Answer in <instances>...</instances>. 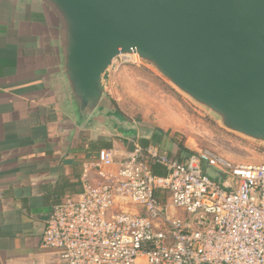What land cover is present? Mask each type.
Returning <instances> with one entry per match:
<instances>
[{"label": "water", "instance_id": "1", "mask_svg": "<svg viewBox=\"0 0 264 264\" xmlns=\"http://www.w3.org/2000/svg\"><path fill=\"white\" fill-rule=\"evenodd\" d=\"M47 31L74 127L130 137L108 92L138 56L222 126L264 143V0H18Z\"/></svg>", "mask_w": 264, "mask_h": 264}, {"label": "built area", "instance_id": "2", "mask_svg": "<svg viewBox=\"0 0 264 264\" xmlns=\"http://www.w3.org/2000/svg\"><path fill=\"white\" fill-rule=\"evenodd\" d=\"M81 182L78 199L53 207L42 238L67 264H264V163L209 149L180 162L135 141L123 155L90 157Z\"/></svg>", "mask_w": 264, "mask_h": 264}, {"label": "crops", "instance_id": "3", "mask_svg": "<svg viewBox=\"0 0 264 264\" xmlns=\"http://www.w3.org/2000/svg\"><path fill=\"white\" fill-rule=\"evenodd\" d=\"M130 137L74 127L42 21L0 0V264H67L42 245L51 211L83 193L88 142L112 141L123 155Z\"/></svg>", "mask_w": 264, "mask_h": 264}, {"label": "rangeland", "instance_id": "4", "mask_svg": "<svg viewBox=\"0 0 264 264\" xmlns=\"http://www.w3.org/2000/svg\"><path fill=\"white\" fill-rule=\"evenodd\" d=\"M108 92L136 128L138 137H151L154 130L162 131L159 146L167 152L175 154L178 144L183 143L194 152L212 150L234 164L264 163V143L225 129L215 115L143 65L138 56L115 60ZM168 131L170 136L166 138ZM122 145L131 149V142Z\"/></svg>", "mask_w": 264, "mask_h": 264}, {"label": "trees", "instance_id": "5", "mask_svg": "<svg viewBox=\"0 0 264 264\" xmlns=\"http://www.w3.org/2000/svg\"><path fill=\"white\" fill-rule=\"evenodd\" d=\"M115 102V101H114ZM116 103V102H115ZM117 105V103H116ZM162 136L163 133L161 130H154L153 135L150 139L144 138V137H137L135 133L131 134L130 139L127 140H122L125 144L131 142L130 150L133 149V144L135 141H138V143L143 146V147H148L150 145H160L162 143ZM166 138L170 136V132H166L165 134ZM172 141L175 142L174 138H171ZM113 146L112 141H90L88 142V151H87V156L90 158L92 156H95L100 150L110 148ZM164 147V146H163ZM129 150V151H130ZM170 154L174 155L180 162H184L187 159H189L193 154H195L194 151L190 150L187 148L183 143L178 144V149L177 152L174 154L172 152H169ZM152 169L156 175L160 176H166L167 171L160 165L152 162Z\"/></svg>", "mask_w": 264, "mask_h": 264}]
</instances>
